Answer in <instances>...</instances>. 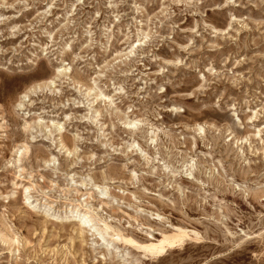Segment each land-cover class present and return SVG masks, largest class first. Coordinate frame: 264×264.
<instances>
[{
	"label": "rangeland",
	"instance_id": "rangeland-1",
	"mask_svg": "<svg viewBox=\"0 0 264 264\" xmlns=\"http://www.w3.org/2000/svg\"><path fill=\"white\" fill-rule=\"evenodd\" d=\"M0 112V264H264V0H0Z\"/></svg>",
	"mask_w": 264,
	"mask_h": 264
},
{
	"label": "bare ground",
	"instance_id": "bare-ground-1",
	"mask_svg": "<svg viewBox=\"0 0 264 264\" xmlns=\"http://www.w3.org/2000/svg\"><path fill=\"white\" fill-rule=\"evenodd\" d=\"M62 73V72H60ZM59 73V74H60ZM58 75V74H57ZM6 81V80H5ZM6 83V82H4ZM30 91V90H29ZM100 95H98L97 97L99 98ZM26 98H23V100ZM97 100V99H96ZM108 100V99H107ZM29 102V101H28ZM1 113V112H0ZM6 115V114H5ZM3 117V116H1ZM40 120V119H39ZM133 122H128V125H133ZM39 126L40 131H45L48 130V128H50V126H41V124H39L38 121H33L32 125L28 124L27 122L24 123L23 127V132H28L30 130V128L32 126ZM51 127H53L55 129V131L59 132V125L58 124H51ZM1 128V126H0ZM200 130V129H199ZM137 132V130H135L134 133ZM22 134V133H21ZM58 135L62 136L61 133H59ZM34 139V138H32ZM75 145V143H74ZM61 149L60 152L62 150H64V146L63 144L60 145ZM27 149L25 148L24 150V154L27 152ZM68 151V150H67ZM141 152V151H140ZM23 153V152H22ZM21 153V154H22ZM144 157V156H143ZM20 158V157H19ZM108 176V175H107ZM191 176V174H189V177ZM19 177V176H18ZM114 177V176H113ZM110 178V177H109ZM112 179V178H111ZM186 179H189L188 177ZM195 179V178H194ZM193 180V179H192ZM222 180V179H221ZM110 181V180H109ZM195 181V180H194ZM229 182V181H228ZM13 186V185H12ZM20 186V185H19ZM79 186H82L79 185ZM84 186V184H83ZM205 186V185H204ZM219 186V185H218ZM33 187H27L25 190H30ZM80 188V187H78ZM16 190V187L14 188ZM18 189V188H17ZM99 189L98 187H95L94 190ZM227 191V189H226ZM29 192V191H28ZM93 192V190H92ZM101 192V191H100ZM181 192V190H180ZM221 193V192H220ZM104 195H106L105 193H103ZM29 195V194H28ZM91 196V194H90ZM100 196V195H99ZM247 196V195H246ZM30 196H25L24 200L29 202L30 200ZM258 199V198H257ZM159 202V201H158ZM173 204V203H172ZM79 205V204H77ZM158 205V204H156ZM160 205V203H159ZM138 207V206H137ZM142 207V206H141ZM171 207V206H170ZM175 207V206H174ZM148 208V207H147ZM173 208V207H172ZM72 206L68 208V210L70 212H72ZM143 211V210H142ZM176 212V210H175ZM179 212V211H178ZM177 212V213H178ZM66 213V212H65ZM68 213V211H67ZM140 213V212H139ZM138 211L136 212V214H139ZM149 213V212H148ZM180 213V212H179ZM135 214V213H134ZM181 214V213H180ZM179 214V215H180ZM141 215V213L139 214ZM97 216V215H96ZM95 215H93V212L88 208L85 210H81V208L79 209H75L71 215L69 216L70 219L68 221H72L74 223H77L79 226L80 230H84L87 231L88 229H92L95 230L97 232V234L99 235H104L105 237H107L109 239V243L112 244L115 247V250H119L120 247L124 250H131V252L136 253L139 255L140 258H142L143 260H157V259H161L164 256H167V254L174 252L176 250H180L181 248L187 246L190 243H200L199 241L202 239L200 237V235L194 231H187L186 229L181 227H170L169 230H162L160 231V229L157 231L156 236L150 235V234H144L146 237L143 239H136L135 234L131 231V232H124L123 230H121L118 227H114L112 225H110L106 220L101 219V218H96ZM142 216V215H141ZM138 218V217H137ZM135 218L134 221H138V219ZM109 219V218H108ZM150 220L147 221H153L156 223H161V218L159 217V215H150ZM122 220V219H121ZM133 221V222H134ZM152 223V222H151ZM167 223V222H166ZM113 224V223H112ZM182 224V223H181ZM136 225V224H135ZM148 225V224H147ZM75 226V225H74ZM185 226V225H184ZM188 226V225H187ZM186 226V227H187ZM78 228V227H77ZM126 228V227H125ZM164 228V227H162ZM188 228V227H187ZM139 230V229H138ZM149 230V229H148ZM219 230V229H218ZM134 231V229H133ZM141 232L143 231L142 229L140 230ZM101 234H100V233ZM152 233V232H151ZM141 234V233H140ZM9 240V239H8ZM7 240V241H8ZM10 241V240H9ZM198 245V244H197ZM127 253V252H126ZM112 259V258H111ZM110 259V260H111ZM152 262V261H151ZM156 263V262H155Z\"/></svg>",
	"mask_w": 264,
	"mask_h": 264
}]
</instances>
